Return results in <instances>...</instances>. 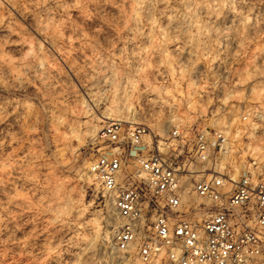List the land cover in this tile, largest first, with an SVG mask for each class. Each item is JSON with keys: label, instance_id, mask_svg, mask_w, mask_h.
Returning a JSON list of instances; mask_svg holds the SVG:
<instances>
[{"label": "rangeland", "instance_id": "374dc122", "mask_svg": "<svg viewBox=\"0 0 264 264\" xmlns=\"http://www.w3.org/2000/svg\"><path fill=\"white\" fill-rule=\"evenodd\" d=\"M112 122L224 131L264 178V0H0V264H143L88 170Z\"/></svg>", "mask_w": 264, "mask_h": 264}, {"label": "built area", "instance_id": "2783aa9c", "mask_svg": "<svg viewBox=\"0 0 264 264\" xmlns=\"http://www.w3.org/2000/svg\"><path fill=\"white\" fill-rule=\"evenodd\" d=\"M98 140L88 170L117 219L116 252L143 264H264V178L254 162L229 175L226 132L175 126L160 141L112 122Z\"/></svg>", "mask_w": 264, "mask_h": 264}, {"label": "bare ground", "instance_id": "6f19581e", "mask_svg": "<svg viewBox=\"0 0 264 264\" xmlns=\"http://www.w3.org/2000/svg\"><path fill=\"white\" fill-rule=\"evenodd\" d=\"M106 120H107V119H106ZM129 120H131V119H129ZM129 123H130V124H134L132 121H130ZM129 123H128V124H129ZM146 136L149 137V134H147ZM146 136H145V137H146ZM88 167H89V166H88Z\"/></svg>", "mask_w": 264, "mask_h": 264}]
</instances>
